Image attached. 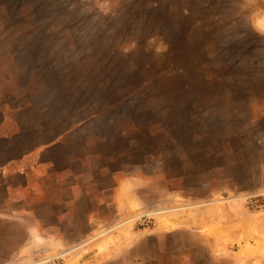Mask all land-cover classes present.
<instances>
[{
    "label": "rangeland",
    "instance_id": "rangeland-1",
    "mask_svg": "<svg viewBox=\"0 0 264 264\" xmlns=\"http://www.w3.org/2000/svg\"><path fill=\"white\" fill-rule=\"evenodd\" d=\"M264 264V0H0V264Z\"/></svg>",
    "mask_w": 264,
    "mask_h": 264
},
{
    "label": "built area",
    "instance_id": "built-area-1",
    "mask_svg": "<svg viewBox=\"0 0 264 264\" xmlns=\"http://www.w3.org/2000/svg\"><path fill=\"white\" fill-rule=\"evenodd\" d=\"M53 264H57V262H54Z\"/></svg>",
    "mask_w": 264,
    "mask_h": 264
}]
</instances>
